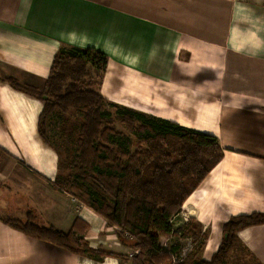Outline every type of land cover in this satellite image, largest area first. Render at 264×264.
<instances>
[{
  "label": "crops",
  "instance_id": "crops-1",
  "mask_svg": "<svg viewBox=\"0 0 264 264\" xmlns=\"http://www.w3.org/2000/svg\"><path fill=\"white\" fill-rule=\"evenodd\" d=\"M62 47L108 56L99 91L109 102L219 139L222 160L174 218L188 233L206 232L195 260L212 258L230 219L264 213V0H0V217L31 212L63 231L99 218L87 239L114 253L75 254L0 219V264H133L139 252L53 186L61 169L38 131L44 102L7 81L43 90ZM222 264H264V224L238 231Z\"/></svg>",
  "mask_w": 264,
  "mask_h": 264
},
{
  "label": "trees",
  "instance_id": "trees-1",
  "mask_svg": "<svg viewBox=\"0 0 264 264\" xmlns=\"http://www.w3.org/2000/svg\"><path fill=\"white\" fill-rule=\"evenodd\" d=\"M104 52L77 47H62L55 54L45 88L39 90L7 81L16 90L44 102L38 131L52 145L47 129L53 113L78 111L83 115L75 135V148L67 179L58 177L53 186L71 195L117 226L119 238L139 249L133 264H162L180 254L184 244L160 245L161 236H193L195 246L187 256L173 264H222L241 229L264 224V213L239 215L224 225L219 249L209 260H195L207 234L188 233L174 219L187 198L222 160L224 150L216 136L182 126L171 120L109 102L99 87L108 67ZM108 105L116 110L113 116ZM126 126L118 129L116 121ZM61 176V175H59ZM26 220L0 217L25 234L47 240L69 251L100 260L114 255L86 240L89 224L77 218L69 231L42 226ZM178 247V249H177Z\"/></svg>",
  "mask_w": 264,
  "mask_h": 264
},
{
  "label": "rangeland",
  "instance_id": "rangeland-1",
  "mask_svg": "<svg viewBox=\"0 0 264 264\" xmlns=\"http://www.w3.org/2000/svg\"><path fill=\"white\" fill-rule=\"evenodd\" d=\"M108 110L112 112L113 116L116 114L115 113L116 110L109 105H108ZM82 121H83L82 113L75 110L70 111L69 113L66 114L62 113L61 111H56L55 113H53V115L50 116L48 120L47 129L49 131L50 140L52 141V146L57 147L58 164H59V169H61V171L59 170V174L61 175L59 177L61 178L67 179L69 177L68 176L69 173H72L69 168V162L72 158L71 153L74 152V148H75V135L73 136V132L77 130L79 123ZM116 125L119 130H121L124 133H127L126 126L121 124L118 120L116 121ZM89 211L92 214V216H100L101 218V215H99L90 207H89ZM97 220L99 221V224H97ZM90 225L97 226L99 228H101V226L103 227V224H101V219L99 218L93 219V217H90ZM105 226L107 227L108 224H106ZM85 238L86 240L89 241V239H87V235H85ZM191 239L194 240L193 236L182 238L181 243L186 245V243L192 241Z\"/></svg>",
  "mask_w": 264,
  "mask_h": 264
},
{
  "label": "built area",
  "instance_id": "built-area-1",
  "mask_svg": "<svg viewBox=\"0 0 264 264\" xmlns=\"http://www.w3.org/2000/svg\"><path fill=\"white\" fill-rule=\"evenodd\" d=\"M176 225H179V223L176 222ZM194 246H195L194 240L186 243V245H184L182 247L180 254H178V255L174 254L173 255V259H172L173 263H177L179 261H182L187 256L188 252H190L194 248Z\"/></svg>",
  "mask_w": 264,
  "mask_h": 264
}]
</instances>
